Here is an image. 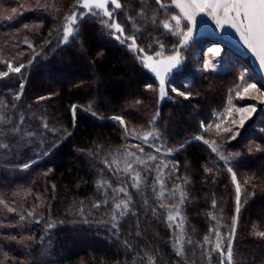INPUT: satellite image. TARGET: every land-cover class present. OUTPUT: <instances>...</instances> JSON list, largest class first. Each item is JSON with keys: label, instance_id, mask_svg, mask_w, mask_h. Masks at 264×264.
I'll use <instances>...</instances> for the list:
<instances>
[{"label": "trees", "instance_id": "16d2710c", "mask_svg": "<svg viewBox=\"0 0 264 264\" xmlns=\"http://www.w3.org/2000/svg\"><path fill=\"white\" fill-rule=\"evenodd\" d=\"M120 2L132 9L114 12L124 35L102 24L108 19L102 14L81 18L87 10L77 0H39L47 8L37 0H0V73H9L0 76V105L13 120L5 128L23 114V127L37 133L30 141L6 136L10 147L0 148V264H148L145 253L155 264H220V253L212 251L215 232L224 237L226 251L233 226L234 264H264V237L255 234L264 232V105L244 94L249 84L261 88L248 57L221 44L219 30L197 35L180 46L182 62L161 97L140 57L172 55L182 37L136 17L141 0ZM73 12L80 31L65 44L63 26ZM170 14L179 11L173 6ZM128 16L136 17L135 25ZM132 35L143 52L128 47ZM207 42L223 48L212 60L225 64L215 71L197 67ZM206 56L209 61L213 55ZM9 62L24 67L12 72ZM172 88L192 95L186 99ZM249 105L257 110L241 126L237 109ZM202 123L212 127L205 131ZM152 127L161 135L145 142L142 134ZM204 140L232 158L221 160ZM125 150L144 161L133 164L139 190L132 187V173L123 171ZM113 157H120L119 170ZM98 181L111 188L98 187ZM120 187L131 197L130 211L114 228L113 204L126 197L112 189ZM170 204L183 218L184 256L173 247L181 229L168 220ZM205 236L212 243L205 244Z\"/></svg>", "mask_w": 264, "mask_h": 264}, {"label": "snow or ice", "instance_id": "6c2138e0", "mask_svg": "<svg viewBox=\"0 0 264 264\" xmlns=\"http://www.w3.org/2000/svg\"><path fill=\"white\" fill-rule=\"evenodd\" d=\"M77 2L81 5V7L87 11H81L79 16L81 18L85 17L88 14L92 15H100L107 17V20H102L101 23L104 24L109 29H115L121 35H124V28L121 26L120 23L116 22L114 19V12L116 10L120 11H127L132 10L129 5L122 4L120 0H77ZM155 4V8L152 7L148 3V0H141V4L139 10L136 11V17H140L141 19L147 18L150 20L152 25H158L166 30L168 33L182 37L179 40V46H173L171 49L172 55L169 56H162L161 53H155V58L152 55L145 54L144 56L140 57L141 63L144 65L145 68L151 70L153 73L159 77L160 80V95L161 97L166 95L164 90L165 85V77L171 73V71L177 68L182 62V56L180 51V46H187L189 40L192 37V34L195 30L196 26V16L198 14H206L210 16L216 23L218 28L224 29L225 26L229 28L235 29L236 33L239 34L240 40L256 55L259 59L260 64L264 67V0H170V3H166L165 0H153ZM37 5L39 7L47 8L48 5H40L39 0H37ZM109 5L114 6L113 10H109ZM179 9L178 15L170 14L171 9L173 8ZM54 7V5H52ZM99 10V11H96ZM161 12H163L164 18L161 19ZM136 17L128 16L127 19L136 24ZM111 21V22H109ZM185 29H187L185 31ZM79 26L77 24V13L73 12L70 16L66 17L65 25L63 26V37L62 43H69L70 39H75V37L79 34ZM136 31H139V28L136 27ZM119 39V37H117ZM130 40L131 43L128 47L134 51L138 50L143 52L144 49L139 48L136 45V36H128L126 38ZM151 47V45H149ZM160 47L163 49V45L161 44ZM214 52H219L220 49H213ZM24 65H21L17 68H12L9 65V70L12 72H20L21 68ZM206 67H209L206 65ZM210 71H215V67L212 66L209 68ZM8 72L0 73V76H8ZM240 79H243L241 77ZM149 87H151L149 85ZM23 85H21V89ZM255 84H249L245 89L244 92L247 94L250 89H255ZM173 92H176L179 96L185 97L186 99L189 98L192 93L186 91H180L177 88L171 89ZM239 94V93H238ZM15 99H20V94H17ZM139 103V101L137 102ZM14 108L15 105H12ZM75 107L73 106V113L75 114ZM255 106L250 105L248 108H241L237 109L241 113L240 118V125L243 126L244 121L248 118V115L254 112ZM6 106L0 105V148L2 149H9L10 144L6 142L5 137L16 138L19 137L21 140H28L35 138L37 133L25 129L23 127V122L25 117L23 114L19 116V122L16 123L14 126L5 128L7 125H12L13 120L10 115L5 114ZM231 111V110H229ZM159 117V112L153 117L150 124H155L156 120ZM115 119L119 120L123 123L122 118L115 117ZM233 124L236 122L233 121ZM202 127L205 128L207 131L211 128V125L205 127L203 123L201 124ZM43 127L45 129L48 128L47 122L44 123ZM217 132L220 131V126L216 125ZM223 131L231 132V128H225ZM161 133L158 131L157 128L152 127L149 131H146L142 134V139L147 142L149 137H156L159 138ZM234 138V137H233ZM196 139L203 140V136L196 137ZM205 144H208L211 147V150L214 153H217L220 156L221 160L227 162L229 159L232 158V154L225 156L220 155V145H217L215 141H207L204 140ZM183 147V145H181ZM159 150V149H158ZM259 150V149H258ZM141 151H143L141 149ZM168 151H172L169 149ZM131 158V163L128 162V159ZM149 159H155V157H149ZM123 160H124V169L125 173H132L133 184L132 187L139 190L142 185V180L140 177L139 172L133 171V164L134 163H144L140 157L136 156L134 153L125 150L123 153ZM119 161L120 157H113L112 163L117 165V170H119ZM107 164V161H105ZM29 165L25 164L24 167L27 168ZM210 171V170H208ZM229 172H232V168H228ZM232 179L236 181V174L232 172ZM162 185V181H160ZM247 183V181H245ZM98 187L100 188H111V185L108 181H98ZM113 192L117 193H124L126 198L119 199L118 202H114L113 204V212L111 215V220L113 222V227H118V221L122 218L125 214L130 211V204H131V197L127 193L126 187H120L117 189H112ZM240 191L241 186L239 183L236 184V192H237V212H239L240 204ZM159 196H163L164 193L161 191ZM184 194L181 192V203L183 202ZM104 203H108L106 199ZM145 204L148 203L147 200L144 201ZM215 203V202H213ZM99 203L93 205V207H99ZM160 208H164V204L159 205ZM83 212V209H81ZM155 212V209H153ZM179 209L176 207L173 211H169L168 220L175 221L176 217L179 216ZM23 219V217H21ZM215 219V217H213ZM87 222V221H85ZM182 219L181 224V235L177 238L176 243L173 245L174 249L176 250V254L178 256L185 255L184 249V236H183V229H182ZM171 226V224L169 225ZM49 228L53 227L52 224L48 225ZM235 234V227L233 226L232 233L228 236V242L226 245V251L224 247V237L221 236L220 232L217 230L215 232L216 241L212 248V251H218L220 253V264H234L233 259V244H232V237ZM256 235L260 237H264V232H256ZM188 244H192L193 241L190 239L187 241ZM205 244H210L212 241L209 240L207 236L204 238ZM209 257L211 253H208ZM147 257L148 264H155V257L145 253Z\"/></svg>", "mask_w": 264, "mask_h": 264}, {"label": "rangeland", "instance_id": "374dc122", "mask_svg": "<svg viewBox=\"0 0 264 264\" xmlns=\"http://www.w3.org/2000/svg\"><path fill=\"white\" fill-rule=\"evenodd\" d=\"M178 11H179V9H178ZM215 29L219 30L221 32V34L227 36L228 38L240 43L245 48H247V46L243 43V41L240 40V36H239L238 33H236L235 29L229 28L228 26H225L224 29L218 28L216 23H215V21L210 16H207L206 14H203V13L198 14L196 16V26H195V30H194L191 38H193V37H195L197 35H206V34L212 36L213 32L216 31ZM217 48L220 49V51L218 53L212 51L213 49H217ZM201 51H202L201 52V56H200V58L198 60V63H197V67H198L199 70H204L206 68V65H208L209 67L214 66L215 69H217L218 67H221V66H223L225 64L224 61H219V60L214 61V60H212V59H215L214 56H216V58H217V56L220 53L223 52V48L221 47V45H218L216 43L212 44V43L207 42V44L203 45V48H202ZM206 51L212 53L213 56L210 59L211 61L210 60L208 61L207 56H206ZM162 56L166 57V56H169V55H162ZM154 58H155V56H154ZM8 64L11 65L12 68H17L16 66H14V64L12 62H9ZM149 71L155 76L156 80L159 83V87H160L159 77H157L156 74L153 73L151 70H149ZM170 74L171 73H169L165 77V84H166V81H167L168 77L170 76ZM51 79H53V82H55V81H59L60 82L59 77L52 76ZM164 89H165V85H164ZM244 94H245V92H244ZM246 95H253V96L257 97V99L259 100L260 105H264V90L259 88L257 85H256L255 89H250L249 92ZM249 106H247L245 108H248ZM255 109H256V107H255ZM240 118H241V113H240ZM136 156H138V155H136ZM160 181L161 180L158 179L157 183H159L161 185ZM168 193H169V190H168ZM176 207L177 206H173V205L170 204L169 207H168V210L169 211H173ZM179 213H180V210H179ZM168 214H169V212H168ZM181 219H183V218H182V215L180 213V215L176 217L175 221H171L172 224L174 226H176V228L179 229V230L181 229V227L179 226L181 224Z\"/></svg>", "mask_w": 264, "mask_h": 264}, {"label": "water", "instance_id": "95a60500", "mask_svg": "<svg viewBox=\"0 0 264 264\" xmlns=\"http://www.w3.org/2000/svg\"><path fill=\"white\" fill-rule=\"evenodd\" d=\"M218 41L221 44H224L226 47L241 53L243 55H246L249 60V64L251 65L252 69L258 76L259 85L264 90V67L261 66L259 59L256 57V55L247 47L245 48L240 43L228 38L225 35H219Z\"/></svg>", "mask_w": 264, "mask_h": 264}]
</instances>
